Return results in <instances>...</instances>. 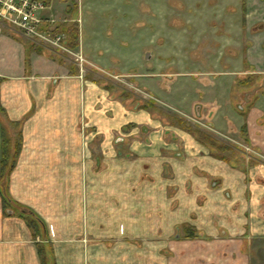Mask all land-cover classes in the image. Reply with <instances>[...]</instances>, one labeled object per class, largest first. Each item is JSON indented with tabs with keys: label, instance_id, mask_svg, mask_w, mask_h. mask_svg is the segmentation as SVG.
<instances>
[{
	"label": "crops",
	"instance_id": "obj_1",
	"mask_svg": "<svg viewBox=\"0 0 264 264\" xmlns=\"http://www.w3.org/2000/svg\"><path fill=\"white\" fill-rule=\"evenodd\" d=\"M245 1L241 38L225 63L237 67L234 75L220 73V83L188 97L186 109L178 91L171 103L181 116L192 113L208 129L196 130L221 151L146 108H128L0 21V162L9 126L11 149L17 138L19 150L8 194L43 221L47 239L5 216L0 196V264H41L38 244L48 240L57 264H135L123 249L128 236H162L182 222L195 228L198 245L175 236L169 245L186 252L176 264H252L254 244L264 239V0ZM86 41L82 20L76 52L90 70L105 69L101 48ZM148 219L153 228L142 226Z\"/></svg>",
	"mask_w": 264,
	"mask_h": 264
},
{
	"label": "rangeland",
	"instance_id": "obj_2",
	"mask_svg": "<svg viewBox=\"0 0 264 264\" xmlns=\"http://www.w3.org/2000/svg\"><path fill=\"white\" fill-rule=\"evenodd\" d=\"M44 1L49 8L42 16L54 21L51 25L52 29L56 23L66 22V26L69 25L71 31H77V42L75 41L77 46L73 48L74 51L79 46L82 20L86 46L91 47V50L101 48L100 54L103 55L101 58H104L106 63L104 65L100 62V64L106 70L102 68L90 70L93 68L86 62L83 72L81 71L84 78L105 85L130 109L150 110L158 115L164 124L178 125L186 131L190 129L188 126L193 130L198 127L208 131L192 113L188 116L176 113L171 108L172 104L176 105L172 100L176 98L175 93L180 92L179 99L176 100L186 109L188 97L201 96L202 87L208 86L209 83L211 86L220 83L218 80L220 73L227 70L226 73L234 75L237 67L225 63L230 61V56L233 57L235 49L233 45L241 38L244 18L248 13L245 11L248 2L245 0ZM81 2L83 6L79 11L78 5ZM92 31L96 35L94 39L90 35ZM95 39L97 41H94ZM93 53L98 52L93 51ZM64 60L68 63L59 61L67 63L73 69H79L71 64L70 58ZM233 79L234 76L227 77L226 85L231 84L230 86L234 87ZM4 129L8 136L15 138L9 126ZM225 141L237 146L231 140L225 139ZM15 142L18 143L17 138ZM167 205L171 206V204ZM181 224L177 231L164 227L167 234L162 236L148 232L141 236V241L136 240L137 237L133 234L128 236L131 244L128 246L126 243L123 249L126 252L129 249L128 253L131 256L129 260H135V264H172V259H175L176 264L177 259L186 252L174 250L169 242L175 236L180 245L192 242L194 244V240L198 239L194 234L188 236V227H186L188 222ZM143 225L147 229L154 226L151 219ZM41 234L39 238L43 241L47 240L46 235L43 232ZM114 242L117 245L118 241H113L112 244ZM160 242L163 244V251L159 253L157 250ZM255 243H257L254 244L256 252L251 260L252 264H264V239ZM45 245L51 248L53 264H57L53 244L48 240Z\"/></svg>",
	"mask_w": 264,
	"mask_h": 264
},
{
	"label": "built area",
	"instance_id": "obj_3",
	"mask_svg": "<svg viewBox=\"0 0 264 264\" xmlns=\"http://www.w3.org/2000/svg\"><path fill=\"white\" fill-rule=\"evenodd\" d=\"M48 8L44 0H0V21L33 45L60 58H70L82 71L86 59L69 47L64 34L54 32L56 26L54 29L51 27L54 21L43 18L42 14Z\"/></svg>",
	"mask_w": 264,
	"mask_h": 264
},
{
	"label": "trees",
	"instance_id": "obj_4",
	"mask_svg": "<svg viewBox=\"0 0 264 264\" xmlns=\"http://www.w3.org/2000/svg\"><path fill=\"white\" fill-rule=\"evenodd\" d=\"M55 33H60L65 35V40L67 41L69 47L71 49L76 48L77 42V31H71L69 29V25L66 26V22L57 23L55 27ZM76 41V42H75ZM31 47L35 48L38 52L41 51L43 48L33 45L31 43ZM60 58V57H59ZM62 60V58H60ZM189 130L191 132L196 133V136L199 140H206L212 145V147L217 150L221 151L226 149L223 145L217 144L211 137H208L207 134H204L201 131L193 130L191 127ZM12 139L8 136L6 129L3 130L2 135V158H1V176H0V196L2 199V206H3V214L5 216H18L25 220L28 227L32 230L33 237H37L42 233V229L44 231V223L43 221L29 208L18 204L17 202L13 201L8 194V184H9V175L14 167L16 162L18 150H19V143L13 144L14 149L12 147ZM218 157H221L217 155ZM188 236L189 234L193 235V229L191 227L187 228ZM49 247V246H48ZM46 245L38 244V256L40 258L41 264H53V252L51 248H48Z\"/></svg>",
	"mask_w": 264,
	"mask_h": 264
},
{
	"label": "flooded vegetation",
	"instance_id": "obj_5",
	"mask_svg": "<svg viewBox=\"0 0 264 264\" xmlns=\"http://www.w3.org/2000/svg\"><path fill=\"white\" fill-rule=\"evenodd\" d=\"M189 227H191V226H189ZM191 228L193 229V234L195 235V233H194V232H195V228H194V227H191ZM177 234H178V233H177ZM177 234H176V235H177ZM189 235H191V234H189ZM177 236H178V235H177ZM191 236H193V235H191Z\"/></svg>",
	"mask_w": 264,
	"mask_h": 264
}]
</instances>
